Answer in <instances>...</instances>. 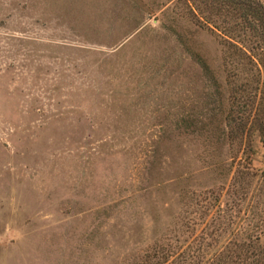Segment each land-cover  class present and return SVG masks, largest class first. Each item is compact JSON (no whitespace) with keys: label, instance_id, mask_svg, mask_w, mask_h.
Masks as SVG:
<instances>
[{"label":"rangeland","instance_id":"rangeland-1","mask_svg":"<svg viewBox=\"0 0 264 264\" xmlns=\"http://www.w3.org/2000/svg\"><path fill=\"white\" fill-rule=\"evenodd\" d=\"M159 1L0 0V264H136L228 182L226 142L184 121L214 82ZM179 24L222 80L214 37Z\"/></svg>","mask_w":264,"mask_h":264},{"label":"trees","instance_id":"trees-1","mask_svg":"<svg viewBox=\"0 0 264 264\" xmlns=\"http://www.w3.org/2000/svg\"><path fill=\"white\" fill-rule=\"evenodd\" d=\"M156 12L168 17L162 27L214 82L215 111L184 121L189 134L226 142L231 176L198 194L194 218L178 231L186 237L155 241L136 264H264V198L252 195L264 184L252 145L257 134L264 149V0H162L150 6V15ZM182 19L218 43L222 80L179 28Z\"/></svg>","mask_w":264,"mask_h":264}]
</instances>
